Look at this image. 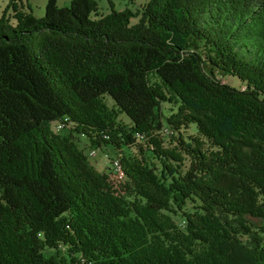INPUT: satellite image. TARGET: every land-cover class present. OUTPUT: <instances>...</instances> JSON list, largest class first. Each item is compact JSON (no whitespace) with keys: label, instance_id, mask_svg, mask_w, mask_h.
I'll list each match as a JSON object with an SVG mask.
<instances>
[{"label":"trees","instance_id":"obj_1","mask_svg":"<svg viewBox=\"0 0 264 264\" xmlns=\"http://www.w3.org/2000/svg\"><path fill=\"white\" fill-rule=\"evenodd\" d=\"M6 2L0 264H264V0ZM77 136L123 150L125 189Z\"/></svg>","mask_w":264,"mask_h":264},{"label":"rangeland","instance_id":"obj_2","mask_svg":"<svg viewBox=\"0 0 264 264\" xmlns=\"http://www.w3.org/2000/svg\"><path fill=\"white\" fill-rule=\"evenodd\" d=\"M98 6V13L100 15H107L110 13L111 6L114 8L116 11H124V10H130L133 13H135L137 10H140L143 5L148 0H95ZM47 0H23V5L24 9L26 11V3L30 6L32 10V14L36 18H41L44 15V8L46 5ZM57 5L58 7H64L68 5V0H57ZM7 2L6 0H0V18L5 17L10 21V23L14 24V20L12 18V12L11 10H6ZM137 18L132 19V23H136ZM223 83L229 84L233 87L236 88H243V84H241L236 78L232 77H225L222 79ZM110 104V103H109ZM164 113L168 115L170 112V106L167 104L163 105ZM54 132L60 135H67L68 131L65 129L63 130H57L54 128ZM181 133L183 134L184 137H190V136H195L196 131L193 126H190L189 128L182 130ZM172 133L168 130L165 131L162 130L161 132L158 133L159 137L158 139L162 141V145L164 148H169L172 147V139L173 137H176L177 135ZM77 144L80 149L83 150L84 154L87 155L90 164L94 166V168L100 172V173H105L109 179L112 178V171H110V162L113 158H121L123 154V150H113L112 148H91L89 145V141L83 137V136H77L76 138ZM139 144L134 146L132 148V154L134 156L139 157V152H138V147L141 146V148L145 151L147 149V141H139ZM91 151H95V154L93 155L90 153ZM146 152V151H145ZM147 153V152H146ZM127 178H125L124 181L121 182H111L114 187L121 191L125 189V185H127Z\"/></svg>","mask_w":264,"mask_h":264},{"label":"built area","instance_id":"obj_3","mask_svg":"<svg viewBox=\"0 0 264 264\" xmlns=\"http://www.w3.org/2000/svg\"><path fill=\"white\" fill-rule=\"evenodd\" d=\"M54 128L57 130H62L64 126L61 124H56ZM90 153L94 155L95 151H91ZM110 171H112V178L109 179L110 182H121L125 180L126 176L122 164L120 162V158L115 157L111 160Z\"/></svg>","mask_w":264,"mask_h":264}]
</instances>
